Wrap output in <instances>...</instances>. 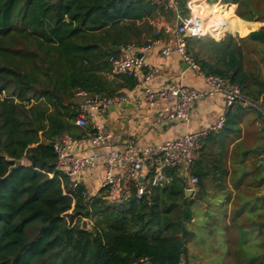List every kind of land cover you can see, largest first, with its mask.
Here are the masks:
<instances>
[{
	"label": "trees",
	"instance_id": "trees-1",
	"mask_svg": "<svg viewBox=\"0 0 264 264\" xmlns=\"http://www.w3.org/2000/svg\"><path fill=\"white\" fill-rule=\"evenodd\" d=\"M221 3L236 4L242 20L264 22L254 19L260 14L253 0ZM227 8L234 13V5ZM178 11L188 16L186 0H178ZM168 14L145 0H0V264H178L181 256L189 264L188 225L196 202L208 193L207 182L218 192L230 175L250 176L256 180L252 188L264 183L261 167L229 175L224 146L216 154L205 152L206 142L234 131L244 110L235 105L192 165L198 178L194 196L186 197L174 172L167 173L168 183L151 188L149 197L121 206L101 196L85 198L82 188L68 189L52 146L64 135L79 137L73 123L80 105L76 93L112 98L133 89L136 81L113 75L108 58L128 45L149 46L163 38L155 22ZM230 23L210 33L217 38L224 31L243 33ZM254 28L241 34L245 38L187 37L185 45L201 72L258 100L264 80L256 69L246 71L243 55L247 42L264 43V26L250 32ZM6 159L24 165L8 174L12 164ZM83 220L89 231L81 230Z\"/></svg>",
	"mask_w": 264,
	"mask_h": 264
},
{
	"label": "built area",
	"instance_id": "built-area-1",
	"mask_svg": "<svg viewBox=\"0 0 264 264\" xmlns=\"http://www.w3.org/2000/svg\"><path fill=\"white\" fill-rule=\"evenodd\" d=\"M154 6L163 8L166 12L172 8L175 12L176 26L173 30L166 28L167 33L173 37V45L161 50L163 59L172 53L178 55L184 65L197 73L210 87L212 92L220 93L224 99L226 110L238 105L242 109L256 112L264 123V103L255 101L243 95L237 85H231L221 77L205 75L200 71L193 58L187 53L185 39L187 37L212 36L210 30L213 24H206L205 18L195 11L197 0H186L188 16L180 15L178 0H145ZM154 41V43H156ZM134 48L131 44L121 49L115 57H109L108 63L112 67V74L133 78L138 87L144 84L141 77L151 79L160 75L155 66L145 64L141 59L131 56L127 49ZM150 46L144 47L148 50ZM209 92L169 84L157 89L145 88L143 98L149 109L156 108V117L159 122L182 121L188 123L190 112L194 103L203 100ZM76 96L80 100L78 114L74 125L80 129H88V121L97 119V112L107 108L126 103L128 96L120 94L107 98L79 91ZM225 124V117L207 123L198 131L186 133L178 139L166 140L158 145L141 146L133 141L128 143L124 151L112 148L113 136L103 129L99 122L86 134L91 148L97 150L93 154L81 157L74 154L72 141L62 136L53 143V152L56 157V167L64 176L68 189L82 188V196L91 197L83 187V179L87 174L97 170L102 172L100 188L101 198L110 205L121 206L131 198L141 200L150 196L153 187L163 186L170 181L168 172H174L181 180L184 192L190 190L192 194L197 191L198 178L191 173L193 163L198 159L204 140L211 134L221 131ZM139 263H144L142 260ZM178 264H187L185 257L181 256Z\"/></svg>",
	"mask_w": 264,
	"mask_h": 264
},
{
	"label": "crops",
	"instance_id": "crops-1",
	"mask_svg": "<svg viewBox=\"0 0 264 264\" xmlns=\"http://www.w3.org/2000/svg\"><path fill=\"white\" fill-rule=\"evenodd\" d=\"M230 5L235 6L234 13L233 10L227 8ZM219 7L222 10H220ZM194 9L198 12L200 10L202 17L205 18L206 24H213L212 28L214 30H223L227 25L231 24V21L235 22V27L243 32L238 34L239 37L241 34L246 33L249 27L264 26V22L245 21L240 19L236 15L237 5L222 4L221 0H197ZM168 11H170V14H168L166 19L162 17L155 22L159 29L162 28L163 38L158 39L156 43L153 42L149 45L150 48L145 51L143 48L147 46H134V48L127 49L129 55L141 59L147 65L157 67L160 70V75L155 78L146 79L145 72H142L141 77L144 81L142 87H138L136 83V86L131 90L123 88L118 91L119 95L124 94L128 96L126 103L114 105L104 111L97 112V119L88 121V129H78V138L73 139L68 135H64L71 139L75 155L86 157L97 151L90 147L86 134L99 122L102 123L105 131L112 134V148L118 151H124L131 141L141 146L158 145L166 140L178 139L186 133L198 131L205 124L226 116L228 110L225 108L224 99L220 93L212 92L203 79L192 69L184 65L181 58L175 53H172L167 59L162 58L161 50L173 45V37L171 33L166 32V28L173 30L176 26L174 10L169 8ZM262 16V14H260V16L255 15L254 19L264 21ZM252 30L250 32H252ZM225 32L226 31L222 32L218 38L212 36L208 37L215 41H219L223 38ZM228 34L230 35V33ZM232 35L234 36L235 34ZM252 44L263 45L264 43ZM124 48L121 49L124 50ZM263 59L264 53L261 57V60ZM244 67L246 71L256 69L264 80V68H260L258 63L251 62V66L248 68L246 62H244ZM169 84L181 85L209 92L207 97L193 104L188 123L182 121L159 122L156 117V108L149 109L144 102L143 91L145 88L157 89ZM255 101L264 103V94H261L258 100ZM222 146H224V152L227 154L226 165L229 170V175L233 169L240 171L261 167V171L264 172V123L256 112L244 109L241 114L237 115V125L234 127V131L225 139L222 137L221 139L216 138L206 142L205 152L209 155L216 154ZM246 152H249V154L244 163H241L240 160ZM230 176L225 181L224 184L226 188L222 192L214 190L211 188L212 183L207 182L206 190L208 193L203 196L201 200L196 202L195 207L197 206L200 213H198L197 216L195 215L194 219L209 217L208 210L211 205H213V203L218 205L221 199H223L222 204H219L223 206L221 213H216L214 215L222 219V225L227 234L233 231L245 232L251 226L256 227V229L261 227L262 229V227H264V187L260 184L259 188H252L250 185H256V180L251 179L250 176L243 180L236 176L234 178ZM101 178L102 172L100 170L84 176L83 187L90 196L99 197L102 195L100 188ZM234 185H238V190L232 188ZM251 191H255V195H250V193H248ZM195 193L190 196H194ZM227 198L229 199L227 200ZM239 200L241 202L238 205L237 201L239 202ZM257 200L261 202L259 207L246 210L245 207L248 202L250 204L251 201L255 202ZM236 206L237 210H234ZM194 219L192 222H194ZM263 263L264 262H260L258 264Z\"/></svg>",
	"mask_w": 264,
	"mask_h": 264
},
{
	"label": "rangeland",
	"instance_id": "rangeland-1",
	"mask_svg": "<svg viewBox=\"0 0 264 264\" xmlns=\"http://www.w3.org/2000/svg\"><path fill=\"white\" fill-rule=\"evenodd\" d=\"M259 14L264 15V0H253ZM200 15L202 14L199 10ZM202 16V15H201ZM164 20V19H163ZM255 27L252 31L260 29ZM225 34H228L225 32ZM232 35V34H230ZM233 38H240L238 35H232ZM244 55L246 66L249 68L251 62L259 64L260 68H264V59L261 57L264 53V44L255 45L252 43L244 44ZM264 73V72H263ZM24 162V160H23ZM264 187V184H262ZM259 190V189H258ZM250 195H255V191L248 192ZM221 199L219 204H222ZM237 201L238 205L240 204ZM213 203L208 210L206 218L194 219V222L188 225V228L193 233V238L187 245L188 263L189 264H258L264 262V227L251 226L245 232L233 231L226 233L222 225V219L214 214L221 213L223 206ZM237 205V206H238ZM261 205L260 201H251L246 205V210L256 209ZM237 206L234 210H237ZM193 212L197 216L199 209L193 207ZM212 215V216H210ZM216 219L214 220V218ZM217 220V221H216ZM88 227L90 224L87 220ZM258 230V231H257ZM262 233V234H260ZM260 234V235H259ZM264 264V263H263Z\"/></svg>",
	"mask_w": 264,
	"mask_h": 264
},
{
	"label": "water",
	"instance_id": "water-1",
	"mask_svg": "<svg viewBox=\"0 0 264 264\" xmlns=\"http://www.w3.org/2000/svg\"><path fill=\"white\" fill-rule=\"evenodd\" d=\"M7 162L11 163L12 166L8 168V174L12 171V170H16L19 167L24 165L23 160H13V159H6ZM186 197H190V195H192V191L188 190L185 192ZM81 230L84 231H89L90 228L88 227V224L86 221H82L81 222V226H80Z\"/></svg>",
	"mask_w": 264,
	"mask_h": 264
}]
</instances>
